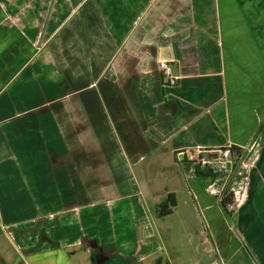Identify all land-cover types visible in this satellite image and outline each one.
<instances>
[{
    "label": "crops",
    "instance_id": "0c3cea01",
    "mask_svg": "<svg viewBox=\"0 0 264 264\" xmlns=\"http://www.w3.org/2000/svg\"><path fill=\"white\" fill-rule=\"evenodd\" d=\"M181 175L211 239L264 202V0H0V264H143Z\"/></svg>",
    "mask_w": 264,
    "mask_h": 264
},
{
    "label": "rangeland",
    "instance_id": "374dc122",
    "mask_svg": "<svg viewBox=\"0 0 264 264\" xmlns=\"http://www.w3.org/2000/svg\"><path fill=\"white\" fill-rule=\"evenodd\" d=\"M233 155L235 156V153ZM151 161L152 159H146L142 166L139 165V168L148 167L147 169L153 173L154 168L159 167ZM177 172L181 173L178 167ZM157 177L160 179L146 180L147 188L145 189L164 190L167 182L163 180L162 175L154 176V178ZM183 184L185 183L181 175L168 185L171 190L175 191L178 205L173 213L165 217L155 215L154 221L160 234V241L156 244L155 254L147 258L143 264H209L215 259L218 264H221L220 257L231 254L239 247L237 233L243 237L247 253L251 249L250 252H253L257 258L259 255L264 256V202H260L259 205L260 196L256 198L253 206L250 202L236 213L234 218H231L229 213L223 212L226 225H222V231L224 235L228 234L229 240L220 241L215 238L211 239L212 229L208 224L207 216L200 211L187 191L183 189ZM228 192V189H224L223 194H228ZM146 200H148L147 197ZM239 215L240 220H238ZM227 241L229 242L226 245Z\"/></svg>",
    "mask_w": 264,
    "mask_h": 264
},
{
    "label": "trees",
    "instance_id": "16d2710c",
    "mask_svg": "<svg viewBox=\"0 0 264 264\" xmlns=\"http://www.w3.org/2000/svg\"><path fill=\"white\" fill-rule=\"evenodd\" d=\"M240 151L241 149L239 147L236 146H231L230 148V152L233 154L235 153L236 157L240 156ZM199 167V166H197ZM205 169V168H204ZM233 192H228V194H223V197L221 198V206L223 208V211L226 213H231L230 210L227 209L228 205H231L234 203L233 200ZM175 199L174 196L172 194H168V196L166 198H164L162 201H160V203L158 204V214L160 216H165L168 215L169 213L172 212V208L175 206Z\"/></svg>",
    "mask_w": 264,
    "mask_h": 264
},
{
    "label": "built area",
    "instance_id": "2783aa9c",
    "mask_svg": "<svg viewBox=\"0 0 264 264\" xmlns=\"http://www.w3.org/2000/svg\"><path fill=\"white\" fill-rule=\"evenodd\" d=\"M159 68L161 69V72L163 76L165 77V80L169 84H175L177 80V76L173 75L171 67L169 66L168 62L165 60L159 61Z\"/></svg>",
    "mask_w": 264,
    "mask_h": 264
}]
</instances>
